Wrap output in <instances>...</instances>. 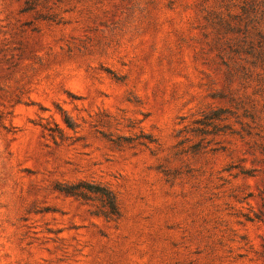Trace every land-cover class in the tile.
Wrapping results in <instances>:
<instances>
[{
  "label": "rangeland",
  "instance_id": "374dc122",
  "mask_svg": "<svg viewBox=\"0 0 264 264\" xmlns=\"http://www.w3.org/2000/svg\"><path fill=\"white\" fill-rule=\"evenodd\" d=\"M259 31L264 0H0V264H264Z\"/></svg>",
  "mask_w": 264,
  "mask_h": 264
},
{
  "label": "trees",
  "instance_id": "16d2710c",
  "mask_svg": "<svg viewBox=\"0 0 264 264\" xmlns=\"http://www.w3.org/2000/svg\"><path fill=\"white\" fill-rule=\"evenodd\" d=\"M27 6L29 8L32 7V3L31 1H27ZM254 8V7H253ZM249 9V4H247L246 2H244V5L242 7V11L243 12H247ZM257 37H258V40H259V45L261 48H263V51L259 52V60H260V66L264 69V32L262 31H259L258 34H257ZM83 189L82 187H69V190H63L61 191L62 193L68 195V196H73V197H77V198H82V199H85L87 200V194H85V192H83ZM99 190H97V192H94V193H101V194H104V193H107V198H106V202H107V205L109 206L110 210H111V213L113 215H117L118 214V208H117V201H116V198L115 196L109 192L108 190L106 189H103V188H98Z\"/></svg>",
  "mask_w": 264,
  "mask_h": 264
}]
</instances>
